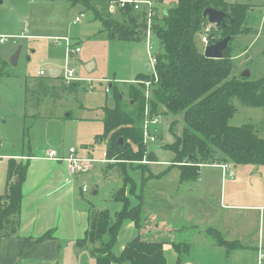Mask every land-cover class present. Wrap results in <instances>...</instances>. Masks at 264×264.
Masks as SVG:
<instances>
[{
    "label": "rangeland",
    "instance_id": "1",
    "mask_svg": "<svg viewBox=\"0 0 264 264\" xmlns=\"http://www.w3.org/2000/svg\"><path fill=\"white\" fill-rule=\"evenodd\" d=\"M149 1L158 13L159 22L162 15L178 2ZM0 2V136L3 145L0 153L4 148L3 151L10 153L26 154L31 150L35 154H42L43 151L54 148L57 152L63 150L66 154L73 148L78 154H88L86 159L91 161L88 163L89 169L76 180L77 205L79 209H84L87 217L90 211L104 210L114 217L122 210V203L116 199L122 194L130 202L137 199L138 196H130L128 193L130 182L126 183L123 193L118 192L123 185L122 176L129 177L134 183L135 193H139L141 182L153 177V182L146 185L150 195L147 196L146 208L153 216L147 217L143 213V228H151L154 233L149 232V236L152 239L162 240L164 244L170 245H164L166 264H264V210L247 208L264 207V167L231 165L227 161L231 167L223 176L218 169L205 168L202 177L206 184V196L186 191L185 189H191V183H180V187L177 186L179 171L176 167L185 163L188 165L189 162L184 158L178 164L163 162L174 159L175 155L169 147L175 143L176 138H182L183 115L166 114L162 106L158 107L157 113H153L160 123L159 133L154 135L156 141L142 142V159L106 160L109 139L103 137L102 119L106 108H114V91L125 103L131 89H140L136 83L140 81L137 77L139 73L148 77L149 81L153 78L148 68L144 70L143 66L148 61L145 38L140 42L125 43L111 41L102 32L101 19H117L115 4L111 0H93L92 5L98 16L80 5L72 7L66 0ZM224 2L249 7L244 26L246 33H242L244 36H236L229 43L227 53L233 66L231 76L239 77L242 72L249 71V79H257L264 72V55L259 49L264 45V38L254 42L253 38L258 31L264 37V0ZM77 17L79 21L75 22ZM152 27L153 22L148 24L147 32L151 37L152 54L156 56L158 43L153 38ZM206 29H209L208 34ZM210 31L217 38L220 35L216 27L207 24L197 36L201 51L200 39L208 37ZM69 42L79 47L80 52L74 53L72 47L68 53L66 46ZM247 46L248 54L237 57ZM15 54H18L17 63L12 66L9 60ZM90 64L93 66L92 71L87 72L85 67ZM50 70L58 71V76L56 79L51 78L54 81L49 86H56V93L49 98L35 97L34 100L39 103L38 111L31 110L29 114H36L38 117L24 120L25 91L35 88V79L39 77L40 71L46 74L41 77L47 78ZM67 71L74 73L75 81L70 85L80 82L73 91L69 90V84L63 77ZM109 85L111 93H105ZM153 85L151 83L152 91L155 89ZM140 93L144 99L143 86ZM149 99L150 102L152 93ZM233 104L236 112L229 125L241 127L251 124L256 135L264 137V108L244 107L236 100ZM150 154L156 162H148L146 155ZM146 168L153 175L144 177ZM230 171L234 173L233 178H230ZM84 187L86 192L80 190ZM92 191H96V194L92 195ZM230 205L239 208L227 207ZM86 222L85 217L84 226ZM70 224H75L70 215L64 217L62 213L59 214L57 228L66 232ZM129 238L130 230L124 225L113 247L116 255L121 253L125 246L122 248V245ZM259 240L263 243L260 246ZM235 245L238 247L235 248ZM80 249L82 252L79 257L84 260L82 264H88L89 261L93 263L88 246L84 245Z\"/></svg>",
    "mask_w": 264,
    "mask_h": 264
},
{
    "label": "trees",
    "instance_id": "2",
    "mask_svg": "<svg viewBox=\"0 0 264 264\" xmlns=\"http://www.w3.org/2000/svg\"><path fill=\"white\" fill-rule=\"evenodd\" d=\"M66 1L72 7L80 5L97 15L92 5L93 0ZM115 8L117 19L110 17L101 19L102 32L108 39L125 43L143 40L148 28L147 8L145 6L139 10H134L131 6ZM206 9H214L227 15L224 20L226 27L216 28L220 31L218 38L210 31L209 44L216 43L226 36H231L233 41L239 34L246 33L244 26L248 18V5L228 4L224 0H178L174 8L162 15L160 22L154 8L152 10L154 16L150 19V23L153 22V38L158 43V53L157 81L150 77L155 89L149 102V114L156 115L153 113H157L158 107L162 106L166 114L183 115L182 138H176L175 143L169 147L175 155L172 162L178 164L183 158L189 162L188 165L185 163L176 167L181 183L195 182L199 176V166L203 164L222 165L228 161L232 165L264 167V137L257 136L251 124L241 127L229 125L236 112L234 100L244 107L264 108V76L258 80L244 79L240 75L231 76L233 66L227 53L229 46L222 59H207L203 56L197 43V36L208 24L203 17ZM1 73L2 71L0 75ZM138 78L140 81H149L144 75ZM50 79L37 77L35 88L25 91L24 120L38 117L36 114L29 117L31 110L37 112L39 108L35 97L49 98L56 93V86L47 85ZM79 84L80 82H74L69 84L68 88L73 91ZM141 86L139 84L137 87L140 88V92ZM139 90L131 89L132 92L125 103L114 91V108L104 110L103 137L109 139L105 152L108 161H138L143 158L145 101ZM120 138L123 140L122 146L117 144ZM146 158L148 162H156L151 154L146 155ZM26 172L27 164L10 162L11 183L5 194L0 196V237L18 235L21 185L26 178ZM122 177L123 185L118 192L123 193L126 183L130 182L128 193L130 196H138L136 198L139 204L131 208L128 197L122 194L115 197L122 203V210L114 217L107 210L88 212L87 230L83 238L76 242L77 246L80 248L87 245L95 264H166L164 242L141 234H137L125 244L119 255L113 253L119 231L125 222H132L138 233L145 224L142 186L145 185L146 179L140 184V194L136 195L134 183L129 177ZM14 178H17V183L12 180ZM49 238H52L51 232L42 235L36 242Z\"/></svg>",
    "mask_w": 264,
    "mask_h": 264
},
{
    "label": "crops",
    "instance_id": "3",
    "mask_svg": "<svg viewBox=\"0 0 264 264\" xmlns=\"http://www.w3.org/2000/svg\"><path fill=\"white\" fill-rule=\"evenodd\" d=\"M140 1H149V0H140ZM239 35L244 36V34H239ZM254 36L255 37L253 38V42L255 40L259 41L260 39L264 38L262 34L259 33V31ZM262 46L259 49H261V53L264 55V45ZM248 51H249V46L245 47L242 51H240L237 57L246 56L248 54ZM234 52H235V48H234ZM234 60L235 57H233V61ZM143 66H144V70H146L147 62H145ZM53 71H57V70H53ZM260 71L261 69L259 70V73ZM140 75L141 74L139 73L137 77H139ZM262 75H259L257 79H253V80H258L262 78L264 76ZM57 76H58V71L55 77ZM55 77H51V78L56 79ZM135 77L133 79H135ZM54 79L48 80L47 85L51 86L50 84L53 83L52 81H54ZM112 82H115V80H113ZM106 89H109V92L107 93H111V85H109V88L106 87ZM32 116L33 115L29 114V117ZM67 117L69 118V116H66V118ZM152 129H155L156 131L155 130L154 131L159 133L158 125L152 127ZM2 146L3 145L1 144L0 148ZM3 149L4 148H2L1 150L2 153H0V196H3L5 194L7 188L9 187V184L11 183V180L9 178L10 162L14 161L16 163L27 164V172H26V178L23 184L21 185L22 201H21V210H20V227L18 230V235L15 237H0V264H82L84 260L83 258L81 259L79 257L80 253L82 252V249H80L77 246L76 242L79 239L83 238L84 233L87 230L88 217L84 209L83 210L79 209L77 205L78 200L76 196V180L80 175L71 176L68 173L67 167L64 163L44 159L46 151L55 150L54 148L47 149L43 151L42 154H35L31 150H29L26 154H17L16 152L10 153L7 151H3ZM74 151L77 157L83 159L89 157L87 156L88 154L86 153L78 154L76 150ZM57 153L60 156L65 157L68 155L69 151L66 154H64L63 150L61 152L58 151ZM172 161L173 159L170 160V162L167 160V162L165 161L163 163L172 164ZM205 168L218 169L220 170L221 175L223 174L221 165H203V166L200 165L199 176L197 180L195 182H187V183H191V189H185L186 191L191 190L192 194L198 196L207 195V190L205 187L206 184L204 178L202 177ZM151 174L153 175V173H151L148 170V168H146L144 177H148V175L151 176ZM15 179L17 178H14L12 180L15 182ZM177 179H178L177 186L180 187L181 182L179 180V175H177ZM146 182L147 183H145V186L142 189V198H143L142 206L144 211L143 213L147 215V217H149L150 215L153 216V214H151L150 210L146 208L147 196H150L148 190L146 189V185L149 182H153V180L150 179L147 180ZM80 190L82 191V189ZM150 192H152V190ZM136 194L139 195L140 193H136ZM138 204H139L138 200L134 199V201L131 202V208L137 206ZM61 206H62V210H61ZM227 207L239 208V206H235V205H230ZM247 208L255 209L256 211L259 209L264 210V207L259 208V207L250 206ZM61 213L63 214L64 217L70 215L72 221H75V224H70L68 226L66 232L63 229L56 227V221L58 220V216ZM85 217L87 221L86 226H84ZM124 225L130 230V238L129 240H127L125 244L129 243L132 239H134L137 236V234H141L144 236H146L147 234V237L151 238L149 234L154 233L151 230V228L150 229L147 228L148 229L147 230L144 229L143 227L141 231L138 233L132 222H125ZM48 232L52 233V238L43 240L41 242H36V239L40 238L42 235ZM259 241L261 243L259 244L260 246L263 243L261 242V240ZM125 244L122 245V248ZM164 245L170 246L169 244H164ZM164 245H163V252L165 253ZM92 261L93 263L89 261L88 264H95L93 259ZM123 264H129V263H123Z\"/></svg>",
    "mask_w": 264,
    "mask_h": 264
},
{
    "label": "built area",
    "instance_id": "4",
    "mask_svg": "<svg viewBox=\"0 0 264 264\" xmlns=\"http://www.w3.org/2000/svg\"><path fill=\"white\" fill-rule=\"evenodd\" d=\"M113 4L116 6H119L120 8H123L125 6H131L133 7L134 10H139L141 6H145L148 11V24H150V19L154 16V13H152L153 6L150 1H124V0H111ZM232 1V0H228ZM79 18L77 17L75 19V22H78ZM206 34L209 33V29L205 30ZM150 34L149 32L146 33L145 36V43H146V53L148 56V61H147V68L148 71L150 72L151 76L153 77V81H157V71H156V64H157V59L154 54H152L153 49L150 43ZM202 43V52L204 51L205 47L209 44L208 37L203 36L200 39ZM1 42V41H0ZM74 47V53L80 52V48L77 46H74L72 43H68L66 46L68 53L70 52V49ZM40 77L45 76L46 74L43 71H40L38 74ZM64 80L67 82V84L75 81L74 78V73L72 71H67L63 75ZM136 83L140 84L143 86V91H144V101H145V109H144V120H143V141L144 142H150L153 143L156 141L155 134V129H152V127H155L156 125L160 124L159 119L157 116H150L149 114V97L150 94L152 93V88H150L152 81H137ZM106 93L109 92V89H106ZM155 130V131H154ZM2 144L1 142V137H0V145ZM44 159L46 160H51L55 162H61L64 163L67 167V171L71 176H76L80 175L83 173H86L87 170L89 169V164L91 161L87 159H83L80 157H77L75 154L74 149H70L69 153L67 156L62 157L60 156L56 150H48L45 153ZM231 167L230 164H222L221 169L223 171V174L226 173L229 168ZM230 178H233L234 173L232 171L229 172ZM87 189L84 187L82 188V192H86ZM262 258V257H261Z\"/></svg>",
    "mask_w": 264,
    "mask_h": 264
},
{
    "label": "water",
    "instance_id": "5",
    "mask_svg": "<svg viewBox=\"0 0 264 264\" xmlns=\"http://www.w3.org/2000/svg\"><path fill=\"white\" fill-rule=\"evenodd\" d=\"M1 4V2H0ZM203 17L207 20L209 25H212L216 28L222 27L225 28L226 24L224 22V20L227 18V15L214 10V9H206L203 12ZM231 41V36H226L223 39L217 41L216 43L207 45L204 49L203 52V56L207 59H214V60H219L223 58L224 52L227 50L229 43ZM17 56L18 54H15L13 57H11V59L9 60L10 65L15 66L17 63ZM93 66L87 65L85 67L87 72H91ZM147 69V67H146ZM57 74V71H53L50 70L48 72V77H55V75ZM241 78L247 79L250 77V73L249 71H244L241 73L240 75ZM68 116V115H66ZM118 146H122L123 145V140L120 138L118 139ZM17 179H15V183H17ZM95 194V191L92 192V195Z\"/></svg>",
    "mask_w": 264,
    "mask_h": 264
}]
</instances>
